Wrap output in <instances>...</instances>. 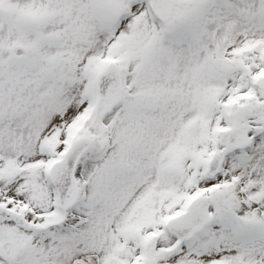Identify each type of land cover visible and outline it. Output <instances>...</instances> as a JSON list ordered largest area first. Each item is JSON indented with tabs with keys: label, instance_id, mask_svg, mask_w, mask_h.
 Segmentation results:
<instances>
[{
	"label": "snow or ice",
	"instance_id": "6c2138e0",
	"mask_svg": "<svg viewBox=\"0 0 264 264\" xmlns=\"http://www.w3.org/2000/svg\"><path fill=\"white\" fill-rule=\"evenodd\" d=\"M0 264H264V0H0Z\"/></svg>",
	"mask_w": 264,
	"mask_h": 264
}]
</instances>
